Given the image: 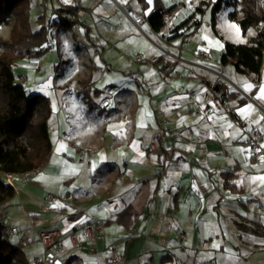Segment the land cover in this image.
Instances as JSON below:
<instances>
[{"label":"crops","instance_id":"crops-1","mask_svg":"<svg viewBox=\"0 0 264 264\" xmlns=\"http://www.w3.org/2000/svg\"><path fill=\"white\" fill-rule=\"evenodd\" d=\"M169 2L30 0L32 32L44 22L59 25L58 74L38 82L26 77L30 69L48 71L40 65L45 54L14 59L13 73L29 93L45 96L43 89L56 87L62 96L55 92L48 117L47 161L27 183L13 175L14 195L0 206V220L17 227L10 242L20 245L26 264L42 253L37 232L48 227L61 230L63 264H108L113 250L124 254L120 264H264V180L258 179L264 159L249 150L255 128L264 147V53L257 76L226 66L234 83L229 102L245 131L229 115L196 113L187 97L202 93L199 75L219 62L224 40L245 42L254 29L229 39L216 22L219 45L195 48L188 41L198 22L194 7L180 19ZM156 6L171 8L158 31L147 19ZM228 9L217 21L222 10L229 19ZM127 10L146 19L138 24ZM155 44L167 45L179 59ZM201 50L210 59L200 57ZM104 98L109 109L101 106ZM159 131L166 139L147 152ZM85 143L97 144L96 152L81 156L75 146ZM97 220L104 228L94 241L70 242V232Z\"/></svg>","mask_w":264,"mask_h":264},{"label":"trees","instance_id":"trees-1","mask_svg":"<svg viewBox=\"0 0 264 264\" xmlns=\"http://www.w3.org/2000/svg\"><path fill=\"white\" fill-rule=\"evenodd\" d=\"M29 7L30 0H0V27L13 20L10 39L0 35V206L8 204L15 192L6 174L13 176L39 168L51 151L50 101L42 94L29 93L16 80L12 69L14 58L39 56L46 51L45 43L50 40L49 23L44 22L38 31L30 30ZM225 7L229 8L228 18L237 23L243 35L250 28L254 34L242 43L224 40L219 62L230 65L236 72L257 76L264 53V0H214L210 25L215 33L218 13ZM170 9L156 6L148 15L155 30L164 26ZM62 18L58 23L63 22ZM0 264H26L20 245L9 241L1 225Z\"/></svg>","mask_w":264,"mask_h":264},{"label":"built area","instance_id":"built-area-1","mask_svg":"<svg viewBox=\"0 0 264 264\" xmlns=\"http://www.w3.org/2000/svg\"><path fill=\"white\" fill-rule=\"evenodd\" d=\"M127 15L131 17L134 22L141 24L146 17L137 15L133 10H127ZM59 30L58 24H53L50 28L51 40L57 41V33ZM163 42L167 43L166 40ZM166 56H170L173 60H178V56L172 54L167 45L155 44ZM143 51L135 54V58H140ZM204 59H210V52L208 50H201L197 53ZM226 64L220 62L216 63L214 68L208 69L203 74L199 75V81L202 85V93L198 97L196 93L190 92L187 100L188 104L192 106L193 110L199 114L207 113H223L229 115L233 121L240 127L241 130H246V123L242 116L236 112L235 108L229 102V90L234 86L233 81L227 76ZM137 88L140 92L144 90L142 84L135 78ZM101 106L109 109L111 104L109 99L104 98L101 100ZM166 133L163 131L155 132L151 135L147 152L153 151L156 146L166 139ZM262 132L260 129H252L249 136V150L254 158L264 159V147L261 144ZM77 152L81 156L92 155L96 152L98 145L95 143H85L81 146H75ZM39 168H34L20 173V178L24 183H27L30 177L36 174ZM6 180L12 185V175L6 174ZM107 188V184L102 185ZM47 200L51 199V194L46 195ZM0 225L3 227L5 234L8 236L17 231V227L7 224L4 220H0ZM104 228V221L97 220L81 225L76 231L68 234V238L72 244H78L80 241L85 240L91 242L95 240L96 232L102 233ZM61 230L58 227L41 228L37 232L38 240L42 246V253L33 255L29 264H63L61 257L62 242ZM183 238V234H179V239ZM125 260L124 254L113 250L107 257L108 264H120ZM194 264H214L211 261L196 262Z\"/></svg>","mask_w":264,"mask_h":264},{"label":"rangeland","instance_id":"rangeland-1","mask_svg":"<svg viewBox=\"0 0 264 264\" xmlns=\"http://www.w3.org/2000/svg\"><path fill=\"white\" fill-rule=\"evenodd\" d=\"M171 1L172 2H169V5L171 3H175V7L172 8V9L175 8V11L173 12L174 13L173 16L176 14L178 18L180 19L186 18L189 15H191L192 10H187V9L190 8L191 6L194 7L193 8L194 19L198 20L199 23H195V24L193 23L194 26L192 25L188 33L190 36L188 38V41L189 42L191 41V46L195 48H200L203 46L207 48L208 47L212 48L213 45L214 47L216 45H219L222 39L213 31L210 25V22H209L210 14H211V7H212V3L214 2V0H171ZM47 7L51 10V2L47 3ZM44 13H45V10L42 11V15ZM45 15L46 16L44 17H47L48 14L46 13ZM238 16H239V13H238ZM217 22H218V28L220 30H223L224 33H227V35L229 36V39H236L235 37L237 36L234 30H230L228 27H226V25L231 27L233 25L236 26V24L233 21L231 22L229 19H227L224 10H222L221 17ZM12 23H13V20L11 19L7 24H4L0 27V35L5 40L10 39ZM45 47H46V51L43 54H45L46 56L42 58L43 62L40 65L42 68L44 65L47 66L48 71H46V73H43L41 71L38 72L37 69L34 68V69H30V71L24 72L27 78L31 76V78L29 79H33L35 82H38V80H41L46 74L53 76L54 78H56V75L58 74L56 73V69H55V66L59 65V57L57 56V42L53 40L52 41L49 40L47 43H45ZM17 58H20V57H16L14 59H17ZM55 86H56V83H55ZM43 92L45 96L48 97L51 108H55V105H54V103L56 102L55 92H57L58 96L61 97L62 96L61 90L57 91L56 87H51L49 89H43ZM11 238L12 237L9 238V241H11Z\"/></svg>","mask_w":264,"mask_h":264},{"label":"snow or ice","instance_id":"snow-or-ice-1","mask_svg":"<svg viewBox=\"0 0 264 264\" xmlns=\"http://www.w3.org/2000/svg\"><path fill=\"white\" fill-rule=\"evenodd\" d=\"M233 27H236V26L233 25ZM236 36H237V38H239V36H240V30H239L238 27L236 28ZM249 87H250V86H249ZM261 91L264 92V89H261ZM61 147H63V146H61ZM141 155H142V154H141ZM258 179H260V180H264V177H259Z\"/></svg>","mask_w":264,"mask_h":264}]
</instances>
